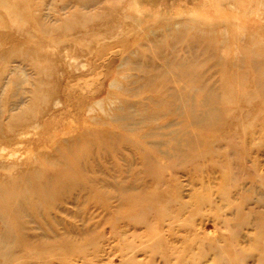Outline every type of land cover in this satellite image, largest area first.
I'll return each instance as SVG.
<instances>
[{
    "label": "rangeland",
    "instance_id": "1",
    "mask_svg": "<svg viewBox=\"0 0 264 264\" xmlns=\"http://www.w3.org/2000/svg\"><path fill=\"white\" fill-rule=\"evenodd\" d=\"M1 205L0 264H264V0H0Z\"/></svg>",
    "mask_w": 264,
    "mask_h": 264
},
{
    "label": "bare ground",
    "instance_id": "2",
    "mask_svg": "<svg viewBox=\"0 0 264 264\" xmlns=\"http://www.w3.org/2000/svg\"><path fill=\"white\" fill-rule=\"evenodd\" d=\"M189 79H192V78H189ZM169 112L172 113L173 111H172V110H171V111L169 110ZM186 118H187V117H186ZM193 119H195V118H192L191 123L194 122ZM187 120H188V119H187ZM187 122H188V121H187ZM25 182L29 184V183H30V180H29V179H26ZM127 191H129V189H128ZM16 202H17V203H15L14 205H12V207H17V208H19L20 206H22V204H21V205L19 204L20 201H16ZM47 202H48V201H47ZM47 202H46V203H47ZM20 203H21V202H20ZM48 204H49V203H48ZM0 207H4V205H1ZM71 242H72V241H71ZM75 245H76V244H75Z\"/></svg>",
    "mask_w": 264,
    "mask_h": 264
}]
</instances>
